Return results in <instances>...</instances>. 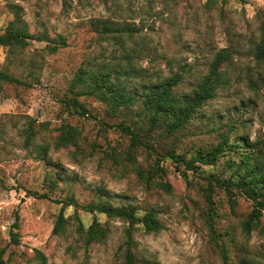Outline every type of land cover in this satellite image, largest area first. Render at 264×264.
<instances>
[{"label": "rangeland", "instance_id": "374dc122", "mask_svg": "<svg viewBox=\"0 0 264 264\" xmlns=\"http://www.w3.org/2000/svg\"><path fill=\"white\" fill-rule=\"evenodd\" d=\"M20 18L31 33H47L49 41L34 39L24 48L0 45V69L29 83L2 82L0 92V256L4 264H118L127 223L105 214L66 206L63 232L54 233L63 200L73 195L80 203L104 194L115 205L135 204L140 212L156 209L164 228L134 231L135 252L142 264H224L210 239L205 222L208 203L202 187L214 170L202 166L186 179L177 164L162 156L175 150L190 156L198 147L218 143L226 131L245 133L253 141L264 138V0H0V33ZM100 20L131 26V35L103 37ZM62 38L58 50L47 45ZM228 49L231 58L222 70L229 83L218 89L198 117L169 134L148 131V124L130 111L129 119L141 130L147 146L137 152L136 165L157 162L166 168L163 181L170 190L148 186L126 160L130 137L117 127L125 115H113L94 96H82L88 113L67 107L70 82L83 62H119L138 69L134 81L145 76H169L184 67L181 92L204 76L215 54ZM131 121V122H132ZM80 130L78 147H57L61 127ZM34 136L28 140L27 130ZM47 147L46 159L39 151ZM153 148V150L150 149ZM228 155L218 164L222 168ZM183 167V166H182ZM61 175V178L58 176ZM47 197H42L43 194ZM232 207L225 192L216 189V227L228 240L230 259L264 263V211L251 233L244 221L252 201L237 193ZM79 216L85 226L94 219L108 223L111 233L102 242L86 245L77 233ZM19 223V242L11 229ZM16 230V228H14ZM41 254H39V252Z\"/></svg>", "mask_w": 264, "mask_h": 264}, {"label": "trees", "instance_id": "16d2710c", "mask_svg": "<svg viewBox=\"0 0 264 264\" xmlns=\"http://www.w3.org/2000/svg\"><path fill=\"white\" fill-rule=\"evenodd\" d=\"M96 30L103 37L117 38L124 34L131 35L135 29L128 25L115 26L109 20H100L96 24ZM34 39L49 42L53 40L45 32L39 35L31 33L20 18L18 11L16 19L9 23L4 33H0V45L6 47L24 49ZM53 43L54 45L50 43L47 45L51 52H56L58 44L65 42L59 38ZM257 56L264 59V47L258 49ZM230 58L231 53L228 49L218 51L210 62L207 73L192 84L188 92L184 93L180 91L184 80L182 72L184 67L163 78L158 76L153 79L152 76H145L147 80L134 81V74L138 72V69L131 65L132 55L130 53L125 55L126 65L114 61L98 64L83 62L70 82L71 95L64 101L67 107L78 114L85 115L89 111L80 97L94 96L104 102L113 115L123 113L125 117L121 122L117 124L105 122V125L117 127L130 137L126 160L136 166L137 176L144 184L170 190L169 182L162 179L166 174V168L159 163V158L157 162L150 163L147 167L136 165L138 149L147 146V142L141 132L144 127H136L134 125L136 122L129 119L130 111L137 108L135 114L148 124L146 134H149L148 131L160 128L169 134H174L186 128L195 117H198L208 101L217 96L218 89L229 83L222 68ZM2 82L29 85L7 70L0 69V92ZM231 128L224 133L218 143L198 146L190 156L170 149L162 154L177 164L178 170L186 179H188L190 170L196 172L202 166L214 167V170L205 177L206 186L202 187L208 203L205 222L210 231V239L219 249L224 264L229 263L230 252L228 240L216 227L215 216L218 214L214 200L216 189L225 192L232 207L237 203V193L252 201V210L244 221V230L248 234L260 226L264 211V138L252 141L245 133L232 135L235 130ZM27 134L28 140L34 136L35 131L32 127L27 130ZM80 134L77 127L64 124L56 146L74 145L78 147ZM150 149L153 150L152 147ZM39 151L46 159L47 147L40 146ZM227 155L229 157L225 159L224 166L219 168V162ZM58 177L61 178V175ZM103 196L104 194L100 192L95 199L87 203H80L73 195L64 199V205L58 214L53 230L54 233L63 232L66 228L68 220L64 214L66 206L74 205L90 213L105 214L108 218L121 219L127 223V227L123 234L124 242L121 244L122 260L118 264H142L135 252L137 241L134 238V231L139 226L147 233L162 230L164 225L158 217L157 210L152 208L141 213L140 208L135 204L115 205ZM42 197H47V195L44 193ZM76 220V231L86 245L102 242L111 233L107 222L102 223L94 219L89 226H85L79 216H76ZM18 229L19 223L16 221L11 229V239L14 242H19ZM38 252L41 254L40 251ZM0 264H4L2 256H0ZM237 264L264 263L243 257Z\"/></svg>", "mask_w": 264, "mask_h": 264}]
</instances>
